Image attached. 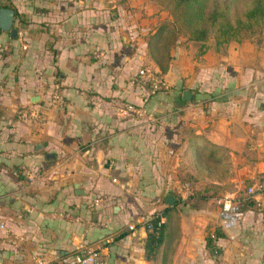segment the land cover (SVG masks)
<instances>
[{
	"label": "crops",
	"instance_id": "obj_1",
	"mask_svg": "<svg viewBox=\"0 0 264 264\" xmlns=\"http://www.w3.org/2000/svg\"><path fill=\"white\" fill-rule=\"evenodd\" d=\"M142 1L0 0L13 9V32L0 29V264L57 261L77 245L102 246L105 264H159L144 256L142 219L176 205L164 197L192 170L191 135L226 148L228 174L200 170L199 215L179 217L166 264H264V191L239 213L213 200L240 199L264 177V76L233 44L199 53V40L181 35L167 87L151 90L136 77L152 30ZM31 102L43 108L40 123L16 119ZM215 229L217 256L204 246Z\"/></svg>",
	"mask_w": 264,
	"mask_h": 264
},
{
	"label": "trees",
	"instance_id": "obj_2",
	"mask_svg": "<svg viewBox=\"0 0 264 264\" xmlns=\"http://www.w3.org/2000/svg\"><path fill=\"white\" fill-rule=\"evenodd\" d=\"M155 1L163 5L170 19L159 22L152 31L146 34L145 52L148 64L155 67L161 75L168 68L171 47L181 33L191 40H209L212 47L218 50L225 42L238 41L257 31L264 30V0ZM186 154L188 164L192 169L188 177H199L200 170L209 174L213 171L218 179L227 176L229 161L224 146L211 143L198 135H191ZM174 195L177 202L179 198L176 194ZM243 203L250 204L251 200L245 199ZM160 215H164L165 219L158 222V215L153 213L150 227L144 225L146 229L144 256L153 258L160 248L159 264H166L168 243L173 239L178 225L174 204L165 206ZM220 234L219 230L215 229L213 237L207 232L204 235V246L214 256L219 254L214 240Z\"/></svg>",
	"mask_w": 264,
	"mask_h": 264
},
{
	"label": "built area",
	"instance_id": "obj_3",
	"mask_svg": "<svg viewBox=\"0 0 264 264\" xmlns=\"http://www.w3.org/2000/svg\"><path fill=\"white\" fill-rule=\"evenodd\" d=\"M101 54L98 50L91 51L92 56H99ZM136 77L141 83H146L151 87V90H159L167 87L163 76L152 66L144 64L137 69ZM50 102L58 103L60 101L59 96V87L57 84H53L52 89L50 90L49 96ZM125 108L131 111L134 114L142 115L145 111L144 109L132 103H126ZM16 119L32 123H40L43 120V112L40 105L35 103H28L21 105L15 109ZM27 178L30 179V175L26 169H23ZM114 181L115 178L112 177ZM176 196L183 200L189 196L193 195V187L188 180H181L176 183L174 186ZM264 191V179L255 187L248 185L244 189L242 198L234 196V194L224 193L214 197V201L218 204L223 212L226 213H239L242 209L243 201L245 199H252L254 192ZM100 200L99 196H95L92 199V202L96 203ZM153 213L146 215L142 219L143 225L150 227V219ZM158 215L159 221H162L163 218L160 214ZM261 217L264 219V210L261 213ZM134 224L130 223L127 227L133 228ZM0 228L4 229L5 226L2 221H0ZM209 236L213 237L214 232L208 231ZM57 261L45 258L43 255L36 254L33 259V264H105L104 250L102 246H82L77 245L72 248L68 253L61 255Z\"/></svg>",
	"mask_w": 264,
	"mask_h": 264
},
{
	"label": "rangeland",
	"instance_id": "obj_4",
	"mask_svg": "<svg viewBox=\"0 0 264 264\" xmlns=\"http://www.w3.org/2000/svg\"><path fill=\"white\" fill-rule=\"evenodd\" d=\"M144 1H146L145 4L143 3ZM141 7L142 8L139 16L144 17L141 19V21L144 22V24H148L152 26L151 28L152 30L159 22L170 19V15L167 12V10L163 7L161 3L155 0H143L141 3ZM145 18H147L146 21ZM181 35L186 37L185 34L181 33L177 36V38ZM210 43L211 41L209 40L199 41V53L203 51V48L212 46ZM229 44H233L234 49H237L236 54H239L240 56L246 54L247 58L251 60V64H252L251 68L254 69L253 71L254 75L260 74L264 76V30L257 31L254 34L250 35L249 37L238 41H234V40L228 41L224 46L227 47ZM228 54L229 52L228 53L226 52V55ZM219 72L221 73L223 71H219ZM225 89H230L227 83L225 85H222V87H220L219 92H223ZM181 180H188L191 183L193 187V195L183 200L179 199L177 202L176 201L174 202L177 205V206L175 205L176 207L174 206L175 207L174 212L177 216L178 223H179V217L182 214L184 215V217L185 216L188 218L194 217L195 220V216L199 215V202L202 201L200 196H205L204 193H201V189L199 188V177L191 178L190 176L188 177L186 175H183L181 179H179V181ZM220 194L221 193L215 194L213 196V200L214 197ZM187 226H189V222L187 223ZM176 235H177V229L174 231L173 237H175ZM159 251L160 248L152 258V260L154 261L153 263H155V261H158L160 256Z\"/></svg>",
	"mask_w": 264,
	"mask_h": 264
},
{
	"label": "water",
	"instance_id": "obj_5",
	"mask_svg": "<svg viewBox=\"0 0 264 264\" xmlns=\"http://www.w3.org/2000/svg\"><path fill=\"white\" fill-rule=\"evenodd\" d=\"M13 20V9L10 6L1 5L0 6V29L2 30H11ZM182 99H189L190 98V91L189 90H182L181 92ZM164 201L168 204H172L176 201V197L170 193H167L164 197Z\"/></svg>",
	"mask_w": 264,
	"mask_h": 264
}]
</instances>
